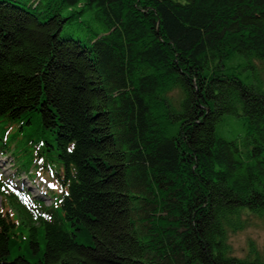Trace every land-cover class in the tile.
Returning a JSON list of instances; mask_svg holds the SVG:
<instances>
[{"label":"trees","instance_id":"trees-1","mask_svg":"<svg viewBox=\"0 0 264 264\" xmlns=\"http://www.w3.org/2000/svg\"><path fill=\"white\" fill-rule=\"evenodd\" d=\"M236 53L264 61V0H0V123L76 172L65 218L19 206L29 241L0 216V264H264L227 243L264 216V85Z\"/></svg>","mask_w":264,"mask_h":264},{"label":"rangeland","instance_id":"rangeland-1","mask_svg":"<svg viewBox=\"0 0 264 264\" xmlns=\"http://www.w3.org/2000/svg\"><path fill=\"white\" fill-rule=\"evenodd\" d=\"M224 71L227 74L236 73L246 83L254 85L262 83L264 85V61L261 59H251L236 53L226 62ZM167 97L177 109H181V104L185 98L181 88H173L168 92ZM246 127L247 117L240 111L239 115H226L223 121L218 124L217 133L228 140L240 141L246 133ZM14 161V157L8 155L2 158L0 162L7 172H11L14 168ZM242 218L246 220V227L242 230L229 231L227 243L230 247L229 255L243 259L251 255L252 248L260 253L264 252V216L245 213ZM24 254L27 253L24 252ZM15 255L12 253L11 258H14Z\"/></svg>","mask_w":264,"mask_h":264}]
</instances>
